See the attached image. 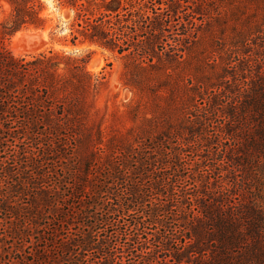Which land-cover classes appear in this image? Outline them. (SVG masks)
<instances>
[{"label": "trees", "instance_id": "16d2710c", "mask_svg": "<svg viewBox=\"0 0 264 264\" xmlns=\"http://www.w3.org/2000/svg\"><path fill=\"white\" fill-rule=\"evenodd\" d=\"M7 1L12 10L0 21V125L4 132L21 133L18 140H32L40 134L38 146L44 149L51 145L68 148L72 141L76 146L67 154L73 164L62 175L54 168L44 171L35 151H28L29 156L24 152L26 160L21 159L19 167L26 173L32 163L36 166L32 170L44 172L35 171L37 180L27 172L26 181L14 187L18 196L29 198L26 205L13 201L12 193L0 192V209L8 218L23 220L25 229H48L49 215L61 212L64 217L59 221L64 228L68 224L66 230L76 217L90 219L80 225L79 235L74 234L77 240L69 237L59 247L63 254L58 260H73L77 251L93 250L101 254L96 264H264V0H248L245 39L254 55L247 79H236L234 90L227 94L223 87L205 88L192 75L186 83L187 71L180 73L177 85L186 94L194 93L188 94L195 102L193 109L178 127L169 125L160 135H148L152 126L142 127L141 133L147 135L139 140H151L152 147L143 140L134 145L113 138L104 145L101 129L95 137L91 127L81 130L87 115L81 94L102 85L104 76H93L86 69L87 61L54 49L30 59L15 55L6 41L22 29H45L51 18L44 14L43 0ZM54 2L58 10H67L66 27L73 45L88 42L132 57L131 78L140 74L138 82L144 86L137 91L140 98H149L148 93L154 91L150 70L158 73L160 86L174 74L161 62L158 48L166 42L172 16L178 17L177 5L165 0ZM57 27L50 28L51 39ZM184 28L187 33L189 27ZM161 96L157 92L150 98ZM3 139L0 135V142ZM88 145L93 148L91 159L78 160L79 148ZM106 147L111 154L101 160L98 154ZM200 152L212 158L196 169ZM76 161L83 164V172ZM1 170L7 175L17 173L7 161ZM212 171L214 177L207 174L195 180L193 189L184 184L189 177ZM50 173L59 178L48 180ZM69 178L78 179L73 185L76 198L88 193L92 200L76 210L72 219L69 211L59 207L65 199L61 195L64 186L71 184ZM145 225L156 229L149 240L140 232ZM109 228L119 232L116 236L123 237L122 244H111L112 233L101 235ZM57 235L65 239L59 231Z\"/></svg>", "mask_w": 264, "mask_h": 264}, {"label": "rangeland", "instance_id": "374dc122", "mask_svg": "<svg viewBox=\"0 0 264 264\" xmlns=\"http://www.w3.org/2000/svg\"><path fill=\"white\" fill-rule=\"evenodd\" d=\"M43 1L47 6L44 14L49 15L51 18L46 27L48 28V43L43 46V49L36 53L22 52L21 54L20 51L14 50L13 43L14 37L18 32L43 31L46 28L19 30L6 41V44L15 55L25 56L27 59L54 49L63 52L65 55L75 57L79 61H87L86 69L93 76H104L102 85L89 89V91H84L81 94L84 99L87 114L86 120L84 119L82 121L84 126L81 130H85L84 127L87 126L91 127L95 137L96 131L101 129L103 132L101 140L104 145L111 138L124 141L127 144L132 142L136 145L138 144L135 143L136 141H145L146 139L139 140L140 136L146 137L147 135L146 133H141L142 127L152 126V130L149 129L148 135H160L169 125L176 128L181 119L183 121L184 119L186 120L188 113H191L193 104L195 103L194 100L189 99L188 94L194 93L190 92L186 94L184 88L177 85L178 79H181V77H178L180 73L187 71L188 74L185 75L186 83L189 77L188 75H192L193 79H195L193 81L203 82L205 88L223 87L224 91L230 94L235 88L236 79L239 78L240 81L246 80L248 69L251 68L250 60L254 55L251 51L254 52V50L252 47H246L247 41L245 39L247 33L245 17L250 7L248 0H165L166 3L177 5L179 12L177 13L178 17L175 14L172 16L170 28L165 32L166 42L158 50L162 52L161 62L169 70L173 69L174 74L166 82H163V86H160L161 82H157V80L160 81L157 76L158 73L155 74L154 70H150L151 83L155 84V87L153 92L148 93L149 98H140L138 95L137 91L144 86L138 82V78L141 76L140 74H137L138 76L134 80L131 78L133 70L131 68L133 62L131 56L125 57L119 55L117 52L88 42H77L76 45H73L69 40L70 35L66 27L68 18L64 15V12H67V10H58L54 0ZM11 10L12 7L7 0H0V21L9 15ZM56 25L58 27L55 28L54 39H51L49 30ZM184 26L189 27L187 33L185 32ZM180 55H183V58H180ZM161 67L162 65L158 66V68ZM153 75L155 76L153 77ZM157 92H160L163 96L155 100L151 99V95ZM66 100L63 99L62 101L65 103ZM144 118L150 119L151 121L145 123ZM0 128V135L4 137L0 142V192L8 193L6 195H10L11 193L15 195L12 197L13 201H23L24 205L29 202L27 196L20 197L14 192L16 189L14 187H17V183L26 181L27 172L31 173L32 179L37 180V178H34L36 170L47 172L54 168L62 175L65 169L73 164L72 161L68 160V155L74 151L72 147H76L74 141L69 142L68 148L64 147L62 149L60 146L54 147L51 145L48 149H44V147L38 146V143L41 142L40 134H35L32 139L33 141L26 139L18 140L21 133L16 132L10 134L4 132L6 129L2 125H0ZM129 130H132L130 134ZM137 136L138 139L136 138ZM43 140L44 138L42 142ZM148 141H145L147 145L154 146L151 140ZM81 144L79 143L78 145L80 146ZM91 146H81L79 148L80 156H77L78 160L81 159L86 162L91 159L90 154L91 149H93ZM167 147L170 149L171 145L167 144ZM26 150V156L31 155V152L28 151H35L36 154H39L38 160H40V164H43L44 171L38 168L32 170L33 167H36L32 163L29 164L31 170L26 171V173L24 168L19 167L21 159L26 160L23 158ZM110 150L111 148L109 147L101 149L98 157L101 160L109 158L111 154ZM190 158L188 157V160ZM210 158H212V155L200 152L197 157L198 164H196V169H202L203 164H206ZM54 160H59V163L55 164ZM123 160L126 162L125 159ZM6 161L14 166L17 173L7 175L1 170V166ZM76 162V167L83 172V164L78 161ZM118 162L120 163V159ZM93 163H96V161ZM128 163L132 164L133 160ZM191 173L194 175V171H191ZM80 174L78 172V175ZM207 174L211 177L215 176V172L212 171L210 174L208 172L205 175H199L198 178L196 176H194L195 178L189 177L185 179L184 184L192 188L195 180L205 179L204 177ZM5 176L6 178H4ZM103 176L104 174L99 175L101 179H103ZM49 177L48 180L51 181L59 178L58 175L51 173ZM76 180L69 178L68 181L71 184H61L65 185L64 190L61 192V195L65 199L59 206L60 211H69L70 219H72L71 217L74 216L76 210L83 209V207L89 205L92 201L88 193L86 194L87 197L83 198H76L74 196L73 185ZM177 185H180V183ZM22 190L24 189L22 188ZM2 202L3 200H0V203ZM90 210L94 212V209ZM96 212L98 211L96 210ZM8 216L5 211L0 209V264H72L76 262L80 264L79 261L82 264H96L97 260L101 257V254L97 251L92 252V250L89 253L85 252L81 254H78L80 251H77L73 255V260H58V255L63 254V251L59 247L69 237H74L77 240L78 237L74 236V234L79 235L80 225L89 222L90 219L86 218L85 215L80 219H77L75 215L74 217L76 218L71 220L72 224L67 230L68 224L64 228L59 221L64 217L61 212L49 215L50 221L48 222V229L42 227L25 229L23 220L18 221L14 217L10 219ZM79 220L81 221L80 223L76 222ZM129 221L131 219H128ZM24 230H27V232L24 233ZM141 230L140 232L144 231L142 237H146L149 240L153 237L152 234L156 229L152 226L145 225V228H141ZM15 231L20 236H16ZM57 231L65 239L58 236ZM129 231H131L130 228ZM100 233L101 235L107 236L112 233L113 235H111L110 239L112 245H119L123 242V237L116 236L119 232L113 228H109L107 232L101 231ZM153 242L151 240L149 242L150 245ZM75 243L73 242V244ZM67 244L70 245V242Z\"/></svg>", "mask_w": 264, "mask_h": 264}, {"label": "water", "instance_id": "95a60500", "mask_svg": "<svg viewBox=\"0 0 264 264\" xmlns=\"http://www.w3.org/2000/svg\"><path fill=\"white\" fill-rule=\"evenodd\" d=\"M64 15L67 16V12H64ZM18 43L22 45L26 51H31L39 48L43 41L40 34L24 33L19 37Z\"/></svg>", "mask_w": 264, "mask_h": 264}, {"label": "bare ground", "instance_id": "6f19581e", "mask_svg": "<svg viewBox=\"0 0 264 264\" xmlns=\"http://www.w3.org/2000/svg\"><path fill=\"white\" fill-rule=\"evenodd\" d=\"M24 33H35V34H40V36H41V38H42V41H43V43H42V45L39 47V48H37V49H35V50H31V51H26L25 50V48L22 46V45H20L19 43H18V39H19V37L21 36V35H23ZM48 33V28H46L45 30H43V31H28V32H18L17 34H16V36L14 37V43H13V46H14V50L15 51H20L21 52V54H22V52H30V53H36V52H38V51H40L41 49H43V46L46 44V43H48V37H47V34Z\"/></svg>", "mask_w": 264, "mask_h": 264}]
</instances>
